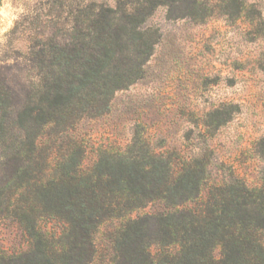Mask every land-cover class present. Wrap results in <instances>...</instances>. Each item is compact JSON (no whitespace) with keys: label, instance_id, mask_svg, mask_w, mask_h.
Instances as JSON below:
<instances>
[{"label":"trees","instance_id":"obj_1","mask_svg":"<svg viewBox=\"0 0 264 264\" xmlns=\"http://www.w3.org/2000/svg\"><path fill=\"white\" fill-rule=\"evenodd\" d=\"M117 14L76 17L63 41L37 34L28 54L38 79L27 81L17 111L0 81V216L30 238L26 252L1 255L0 264H92L95 235L111 221L121 225L110 264H264V178L251 185L231 172L204 198L206 156L173 161L141 136L82 168L76 124L109 112L157 44L140 13ZM238 112L223 104L203 125L218 129ZM149 206L155 211L134 216ZM42 220L60 221L61 234L43 232Z\"/></svg>","mask_w":264,"mask_h":264},{"label":"rangeland","instance_id":"obj_2","mask_svg":"<svg viewBox=\"0 0 264 264\" xmlns=\"http://www.w3.org/2000/svg\"><path fill=\"white\" fill-rule=\"evenodd\" d=\"M88 13H140L157 44L142 77L114 95L109 112L76 124L83 169L92 168L101 151H125L141 136L173 161L206 156L204 198L231 172L251 185L264 178V0H0V81L14 93L13 112L23 104L27 81L38 79L28 54L36 35L63 41L75 18ZM231 103L239 106L231 122L203 125L209 112ZM154 211L149 206L134 216ZM120 225L100 226L92 264H110L111 236ZM39 227L56 237L63 228L57 220ZM29 247L24 229L2 214L0 256Z\"/></svg>","mask_w":264,"mask_h":264}]
</instances>
